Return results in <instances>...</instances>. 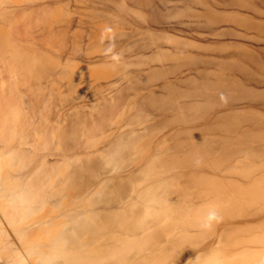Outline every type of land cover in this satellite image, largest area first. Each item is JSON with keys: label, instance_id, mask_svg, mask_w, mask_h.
Wrapping results in <instances>:
<instances>
[{"label": "bare ground", "instance_id": "obj_1", "mask_svg": "<svg viewBox=\"0 0 264 264\" xmlns=\"http://www.w3.org/2000/svg\"><path fill=\"white\" fill-rule=\"evenodd\" d=\"M0 264H264V0H0Z\"/></svg>", "mask_w": 264, "mask_h": 264}]
</instances>
